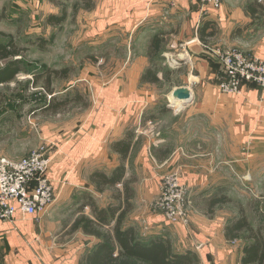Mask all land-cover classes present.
Masks as SVG:
<instances>
[{"label": "crops", "instance_id": "1", "mask_svg": "<svg viewBox=\"0 0 264 264\" xmlns=\"http://www.w3.org/2000/svg\"><path fill=\"white\" fill-rule=\"evenodd\" d=\"M254 1L221 0L219 9L201 18L199 0H97L90 32L97 43L91 48L108 53L103 64H111L110 74L86 81L81 97L89 105L85 102L77 121L43 129L52 156L46 176L55 200L34 219L18 216L14 230L0 222V264H78L99 240L71 231L72 224L80 215L93 217L91 204L117 206L126 194L123 184L130 195L123 227L137 228L143 242L169 241L175 254L192 253L199 264H244L243 250L252 240L246 232L227 239L225 229L234 218L220 213L226 203L210 206V201L263 188L264 89L245 82L239 95L221 93L219 67L189 53L187 45L198 42L207 48L218 37L225 48L264 61V34L254 41L244 37L258 24L247 11ZM206 22L208 46L200 41ZM216 25L219 34L214 36ZM155 36L161 41L156 54L151 47ZM148 70L155 71L157 83L147 81ZM186 71L187 79L175 84L171 94L186 87L191 98L177 107L156 86ZM170 118H176L175 125L153 133L155 125ZM175 169L180 184L189 188L187 225H171L151 208L162 176ZM119 171L120 183L98 190L93 175L110 177ZM233 178L240 180L237 189Z\"/></svg>", "mask_w": 264, "mask_h": 264}, {"label": "rangeland", "instance_id": "2", "mask_svg": "<svg viewBox=\"0 0 264 264\" xmlns=\"http://www.w3.org/2000/svg\"><path fill=\"white\" fill-rule=\"evenodd\" d=\"M96 3L97 0H0V44L6 45L11 41L13 49L19 53L17 59H20L19 72L7 85H0V125H6L0 132V154L4 158L12 156V159L20 160L39 149L45 142L42 134L47 124L59 126L77 121L81 111L86 108L84 102H89L79 99L76 94L83 95L86 81L91 83L90 80L101 78L109 71L108 66L111 64H103L108 53L91 48L97 43L90 36L96 24ZM254 26L244 36L246 41L262 38L264 25L258 23ZM216 29L211 31L214 36L219 34L218 25ZM214 40L216 43L208 44L207 48L217 58L214 53L225 52L229 48H225L218 37ZM100 41L103 42V38ZM230 49L248 57L237 48ZM178 52L176 54H180ZM174 57L176 56L170 59L179 60ZM214 62L221 70L219 61ZM97 64L99 67L95 66ZM185 67L188 69V65ZM50 71L62 77L50 75ZM109 74L110 72L106 75ZM186 79L187 71L174 76L167 84L156 86V91L166 96V100L170 99L173 86ZM48 80L49 86L46 84ZM47 88L52 90L51 94L47 92ZM53 93L54 97L51 96ZM52 99L55 106L46 108L44 104L47 105ZM160 103L167 106V102ZM161 104L158 106L162 107ZM175 109L177 108L170 110ZM54 111L60 112L61 117L51 116ZM176 118L159 122L153 133L158 134L165 127L175 125ZM172 171L179 174L178 169L167 173ZM236 185H240V180L233 178L232 186ZM187 189L189 190L188 187ZM249 189L247 192L242 189L239 195L221 197L228 202L222 212H219L233 217L235 221L242 211L250 227L253 230L261 229L260 233L264 238V182L258 193ZM156 203L157 199L151 208L163 216L160 210L155 209Z\"/></svg>", "mask_w": 264, "mask_h": 264}, {"label": "trees", "instance_id": "3", "mask_svg": "<svg viewBox=\"0 0 264 264\" xmlns=\"http://www.w3.org/2000/svg\"><path fill=\"white\" fill-rule=\"evenodd\" d=\"M260 1L262 3L255 0L249 4L247 11L258 23L264 25V0ZM206 26L208 27L209 23L206 22L200 29V41L204 45H207V41L203 38L206 33ZM160 42L159 37L153 38L151 47L154 54L157 53ZM13 48L11 41L6 45L0 44V85L3 86L7 85L20 70V59H17L19 53ZM52 74L55 75L56 73L50 71V75ZM57 76L61 75L58 74ZM146 79L147 81L158 82L153 70H148ZM46 84L49 86V80ZM47 92L51 94L52 90L47 88ZM76 97L82 99L79 94H76ZM50 105L51 107L55 106L54 99L47 105L44 104L46 108H49ZM84 105H86L85 102ZM121 177L122 172L120 171L110 177L103 174L93 175L99 191L107 186L114 187L121 182ZM123 187L126 194L124 198H120L117 206L109 205L105 209H99L91 204L90 209L93 217L88 218L80 215L72 224L71 231L81 230L85 235L99 240L97 247L82 258L78 264H199L198 259L192 253L175 254L169 241L160 239L145 243L135 228L123 227L126 212L130 207L128 204L130 195L128 196V190L124 184ZM226 202L228 201L224 198H217L210 201V206ZM241 232H246V239L252 240V244L243 250L244 264H264V238L260 233L261 229L253 230L242 211H240L239 218L225 229V236L232 240L238 238Z\"/></svg>", "mask_w": 264, "mask_h": 264}, {"label": "built area", "instance_id": "4", "mask_svg": "<svg viewBox=\"0 0 264 264\" xmlns=\"http://www.w3.org/2000/svg\"><path fill=\"white\" fill-rule=\"evenodd\" d=\"M200 16L220 8L221 0H199ZM221 64L218 89L225 95H239L243 83H254L264 89V61L245 57L228 49L214 53ZM147 125H152L151 121ZM48 143L28 157L10 161L0 158V222L15 228L18 216L34 219L55 200L52 182L46 173L52 163ZM156 210L171 224L187 225L190 210L189 190L179 183L176 171L167 173L159 183Z\"/></svg>", "mask_w": 264, "mask_h": 264}, {"label": "water", "instance_id": "5", "mask_svg": "<svg viewBox=\"0 0 264 264\" xmlns=\"http://www.w3.org/2000/svg\"><path fill=\"white\" fill-rule=\"evenodd\" d=\"M187 50L189 51V53L193 55H197V56L203 55L214 61H217V58L207 48L201 46L198 42L189 43L187 45ZM172 66L175 67V65ZM171 96H172V100L179 102L180 105H184L191 98V94L186 87L176 88L175 90H173Z\"/></svg>", "mask_w": 264, "mask_h": 264}, {"label": "bare ground", "instance_id": "6", "mask_svg": "<svg viewBox=\"0 0 264 264\" xmlns=\"http://www.w3.org/2000/svg\"><path fill=\"white\" fill-rule=\"evenodd\" d=\"M179 58L182 59V58H184V57H183L182 55H179ZM170 96H171V95H170ZM170 99H171V101H173V100H172V96H171ZM171 103H172V102H171ZM173 103H174L175 106L180 107V103H179V102H177V101H173Z\"/></svg>", "mask_w": 264, "mask_h": 264}]
</instances>
